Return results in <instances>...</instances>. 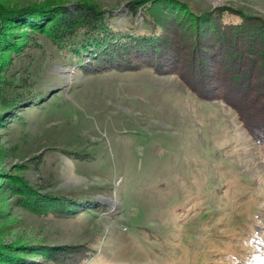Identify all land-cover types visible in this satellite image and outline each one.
I'll return each instance as SVG.
<instances>
[{
    "label": "rangeland",
    "instance_id": "rangeland-1",
    "mask_svg": "<svg viewBox=\"0 0 264 264\" xmlns=\"http://www.w3.org/2000/svg\"><path fill=\"white\" fill-rule=\"evenodd\" d=\"M83 1L129 18L131 0ZM179 1L194 14L229 8L220 20L250 36L240 54L258 60L251 84L264 99V0ZM78 2L0 0V264H264V143L216 98L221 86L212 101L186 87L183 60L164 74L142 64L64 66L29 27L37 8L24 7ZM16 7L24 11L10 16ZM247 84L242 92L253 93ZM6 175L38 193L94 202L55 216L41 199L26 204ZM41 245L58 250L51 257L36 252ZM24 252L29 263L7 258Z\"/></svg>",
    "mask_w": 264,
    "mask_h": 264
},
{
    "label": "trees",
    "instance_id": "trees-1",
    "mask_svg": "<svg viewBox=\"0 0 264 264\" xmlns=\"http://www.w3.org/2000/svg\"><path fill=\"white\" fill-rule=\"evenodd\" d=\"M125 7L128 15L126 16L129 18L123 22L113 15L115 12L83 0L69 8L62 3H52L27 6L24 10L37 8L35 9L37 12L28 13L35 14V21L29 27L41 30L49 42L59 49L64 66L72 65L75 68H82L84 72H96L99 68L107 66H101L104 63H113L115 68L142 64L156 73L164 74L173 72L183 60L188 77L187 79L183 77L182 81L186 87L200 98L212 101L216 99L208 94L212 93L215 86H221L222 91L216 93L218 95L216 98L235 111L242 128L256 144L264 143V114H261L264 111V99H260L263 91L262 87L257 85L258 81L251 84L254 78V65H257L258 60L254 61L249 57L246 59L248 63H245V57L240 52L244 50L243 47L250 36H245L243 40L242 27H231L220 20L221 15L229 8L194 14L179 0H131ZM24 10L16 7L9 11V15L17 17ZM4 16L5 14L0 18V26L3 28L7 27L3 21ZM36 17L39 18L38 21ZM187 29L189 32L183 33ZM182 36L186 39H182ZM262 73L263 69L260 81H264ZM197 77L198 80L192 85ZM242 80L248 82L245 90L247 92L252 90L253 93L242 92L239 87ZM224 86H227L231 93L226 92ZM14 177L6 175L2 178L11 183L8 184L9 188L12 187L14 191L19 189L24 196L21 199L26 204L41 199L43 200L41 202L48 203L49 212L55 216L75 214L72 211L73 203L94 202V199L84 197L71 200L66 196L38 193L28 186L21 187L19 182L15 181L20 177ZM94 204L97 205L96 208L101 206L98 203ZM53 249L41 245L36 248V252L44 251L53 257L52 253L58 250V247L55 246ZM60 253L65 254L62 250ZM28 255V252H24L10 254L7 258L11 261L21 258L23 263H29L26 258ZM75 255L76 253L68 252L69 259ZM42 261L43 263H30L44 264V260Z\"/></svg>",
    "mask_w": 264,
    "mask_h": 264
}]
</instances>
